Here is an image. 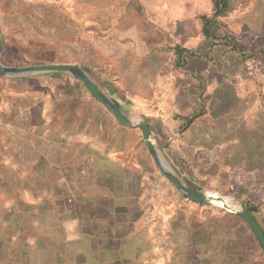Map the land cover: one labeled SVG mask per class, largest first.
Instances as JSON below:
<instances>
[{"label":"rangeland","instance_id":"1","mask_svg":"<svg viewBox=\"0 0 264 264\" xmlns=\"http://www.w3.org/2000/svg\"><path fill=\"white\" fill-rule=\"evenodd\" d=\"M227 2L228 7L214 19L211 31L216 37L197 43L200 16L212 17V0H25L28 10L47 12L44 20L56 21L59 16L66 35L74 28L96 42L111 38L114 27L119 32L124 25L128 35L132 29L144 31V22L182 40L189 37L182 45L198 44L203 54L205 49L200 44L208 47L215 42L205 65L229 76L240 70L242 79L264 86V0ZM260 93L263 95L256 107L240 106L250 128L255 123L264 126V116L258 113L264 112V91ZM126 111L133 119H144L133 108ZM184 118H179L177 131L185 129ZM150 125L152 141L186 185L250 210L264 232V154L259 163L248 168L245 161L235 163V157L232 165L218 168L214 165L217 155H207L203 163L189 166L180 156L184 153L181 139L172 138V130L163 124L160 130ZM13 149L7 146L10 153L4 159L10 158V163L1 168L0 264H106L112 253L114 259L121 258L118 264H198L192 260L207 258L208 264H233L234 259L226 258L223 250L234 252L244 264H264V251L246 223L224 216L220 207L192 202L176 190L156 166L137 128L128 134L114 133L107 155H89L84 161H74L72 149L60 155L67 168L58 176L77 178L71 183L67 178L51 177H55L54 172L36 170L27 147L18 149L21 153L17 155L11 153ZM81 162L84 169H69ZM223 168L228 169L221 172ZM4 180L15 185L9 186ZM64 182L68 186L61 185ZM75 189H79L80 197L75 198ZM68 192L74 197L62 202V195ZM97 196L122 197L128 214H135L133 229L122 243L118 239L121 224L100 228L96 236L84 230L81 217L88 212L82 208L84 204L75 210L76 200L89 201ZM119 211L121 217L124 211ZM115 231L118 234L114 235Z\"/></svg>","mask_w":264,"mask_h":264},{"label":"crops","instance_id":"2","mask_svg":"<svg viewBox=\"0 0 264 264\" xmlns=\"http://www.w3.org/2000/svg\"><path fill=\"white\" fill-rule=\"evenodd\" d=\"M43 16L47 12L28 10L25 0H0L3 67L70 64L81 69L122 113L128 116L126 109L131 108L142 113L150 134L151 123L172 130V138L181 139L184 153L180 156L186 165L201 164L207 155L218 156L214 162L218 168L226 163L232 165L234 157L235 163L245 161L247 168L260 162L264 126L255 123L250 128L240 106L256 107L264 86L245 81L240 70L229 76L205 65L209 49L217 43L208 47L201 43L203 54L198 44L182 45L189 37L182 40L181 36L144 22V31L132 29L129 35L123 31V24L119 32L114 27L112 37L98 40V44L74 28L66 35L65 23L59 16L56 21L44 20ZM200 25L197 43L216 37L204 33L201 19ZM258 113L264 116L263 111ZM180 117H185L186 126L177 131ZM131 129L135 128L117 123L109 107L68 72L23 76L0 73V181L1 168L10 163V158L4 159L10 153L7 146L14 147L13 155L27 147L36 170L54 172L55 177H51H61L62 181L67 178L71 183L77 178L58 176L67 168L60 155L69 149L74 161L87 160L89 155H107L112 150L114 133L128 134ZM73 165L69 168L73 171L85 167L82 162ZM4 182L15 185L10 180ZM61 185L68 186L65 182ZM222 252L226 258L234 259L233 264H244L234 252ZM207 259L192 262L208 264Z\"/></svg>","mask_w":264,"mask_h":264},{"label":"water","instance_id":"3","mask_svg":"<svg viewBox=\"0 0 264 264\" xmlns=\"http://www.w3.org/2000/svg\"><path fill=\"white\" fill-rule=\"evenodd\" d=\"M2 51V44L0 39V57ZM65 71L72 74L74 77L82 80L85 87L90 94L96 98L99 102L107 105L111 110L115 121L123 126L130 128H137L140 130L141 138L149 149L156 166L159 168L163 176L172 182L176 190L184 195L188 200L198 204H209L212 206L220 207L224 210V216H237L241 218L251 230L253 235L256 237L259 245L264 251V232L259 226L256 219L245 209L233 206L228 199L218 194H211L198 189H194L186 185L169 167L162 154L154 144L151 138V134L147 124L142 120H136L122 113L118 106L108 98L102 91H100L90 78L79 68L70 64H38L30 65L26 67H3L0 64V73L7 74L10 76H23L36 73H44L49 71ZM226 199V200H225ZM221 204H219V203Z\"/></svg>","mask_w":264,"mask_h":264},{"label":"trees","instance_id":"4","mask_svg":"<svg viewBox=\"0 0 264 264\" xmlns=\"http://www.w3.org/2000/svg\"><path fill=\"white\" fill-rule=\"evenodd\" d=\"M212 4L214 10L212 17H208L206 15L200 16V19L202 21L203 31L206 35H212L211 29L214 26L215 17L220 15L222 11L228 7L227 0H212ZM72 187L73 186H70L71 189ZM79 189L77 190L75 189L76 190L74 192L76 193L75 198L80 197V193L78 192ZM68 197H74L72 192L71 193L68 192V194L65 195L63 194L62 195L63 199L61 201L63 202V200ZM76 201H77V206H74L75 210L79 211V208H81L79 205L84 204L82 208H85V210L88 212L87 216L81 218H83L82 226L84 230L89 229L90 236L91 235L96 236L100 228L106 229L105 227L107 226L110 227L111 225H113L115 228V225L121 224L123 225V230L120 232L121 234H119L118 239L120 243H122V240L128 239L127 237L133 229V221L135 219V214L134 213H132L133 215L128 214L129 213L127 212L128 208L125 209V206L123 204L125 203V201L122 197L116 196L110 199L105 196H97L95 199L89 201H85L80 198H77ZM57 207L59 206L57 205ZM121 209H123L124 213L122 214L121 217H119L117 213L120 212L119 210ZM249 212L251 211L249 210ZM114 233H115L114 235H116L117 231H115ZM120 259L119 260L114 259V254L112 253L110 256H108V259H106L105 261L106 264H118L117 262L121 263Z\"/></svg>","mask_w":264,"mask_h":264},{"label":"bare ground","instance_id":"5","mask_svg":"<svg viewBox=\"0 0 264 264\" xmlns=\"http://www.w3.org/2000/svg\"><path fill=\"white\" fill-rule=\"evenodd\" d=\"M211 194H215V193H211ZM219 203V202H218ZM219 204H221V203H219Z\"/></svg>","mask_w":264,"mask_h":264}]
</instances>
